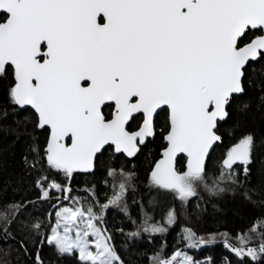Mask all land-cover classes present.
I'll return each mask as SVG.
<instances>
[{
	"label": "snow or ice",
	"instance_id": "6c2138e0",
	"mask_svg": "<svg viewBox=\"0 0 264 264\" xmlns=\"http://www.w3.org/2000/svg\"><path fill=\"white\" fill-rule=\"evenodd\" d=\"M261 61L264 0H0V75L14 77L11 102L33 110L35 127L47 134L46 146L33 148L29 166L37 200L57 202L54 226L51 212L25 225L35 264H45V244L80 264H126L105 216L110 208L128 215L126 195L135 190V173L109 168L111 190L103 201L94 189L80 198L71 195L70 181L74 173L94 170L105 152L134 157L156 135L162 113L165 143L149 169L150 188L184 204L200 189L218 194L241 187L255 146L251 134L227 148L214 174L208 161L222 143L227 106L245 91L248 66ZM178 155L186 160L183 170L176 166ZM29 203L0 211L5 240L14 239L9 226ZM145 207L140 204V223L132 220L127 239L166 230L150 222ZM175 220L169 208L164 222ZM236 239L231 244L224 234L239 264L245 257L257 260L264 255V220ZM183 240L189 247L206 242L191 229ZM253 241L258 243L250 246ZM19 244L28 251L23 240ZM149 264L200 262L176 249L154 253Z\"/></svg>",
	"mask_w": 264,
	"mask_h": 264
},
{
	"label": "trees",
	"instance_id": "16d2710c",
	"mask_svg": "<svg viewBox=\"0 0 264 264\" xmlns=\"http://www.w3.org/2000/svg\"><path fill=\"white\" fill-rule=\"evenodd\" d=\"M13 84L12 75H0V211L16 202L34 203H29L28 211L9 226L14 239L5 240L0 234V264H35V246L25 225L33 217H45L50 212L53 224V205L57 202L55 199L50 203L37 200L39 190L35 186L36 174L29 165L36 158L33 148L42 149L46 146L47 134L35 127L32 110H23L11 102L9 90ZM244 87V93L233 97L227 107V120L220 127L222 143L215 148L208 161L209 171L214 174L227 148L243 134H251L255 146L248 165L249 174L241 187L218 194H209L200 189L197 197L190 198L184 204L168 192L150 188L148 172L159 159L164 143L160 131L164 125L163 113L158 118L154 140L141 148L135 158L127 159L105 152L93 172L73 174L70 181L71 195L80 198L86 195L85 189H94L103 201L111 190L109 168L135 173V190H129L126 195L128 215L117 208H110L105 216L113 243L126 264H149L154 253L171 255L176 249L188 252L194 260H204L208 264H239L240 258L225 247L224 234H227L229 243L237 244V236H242L257 221L264 220V61L248 66ZM185 162L180 157L177 168L183 170ZM53 178L64 182L62 176ZM152 198H155L156 203L149 206L148 201ZM70 202L61 200L63 205ZM140 204L146 206L145 211L151 216L150 222H159L166 230L155 234L141 232L138 239L129 240L125 233L134 230L132 220L140 223ZM169 208L176 213V220L172 224H165L164 216ZM185 229H191L206 242L196 247L187 246L183 240ZM21 240L27 252L20 246ZM253 243L258 241L250 242V246ZM40 252L45 264H80L76 256H60L47 244L40 248ZM244 264H264V255L255 261L245 257Z\"/></svg>",
	"mask_w": 264,
	"mask_h": 264
},
{
	"label": "water",
	"instance_id": "95a60500",
	"mask_svg": "<svg viewBox=\"0 0 264 264\" xmlns=\"http://www.w3.org/2000/svg\"><path fill=\"white\" fill-rule=\"evenodd\" d=\"M241 94H237V95H234V97L235 96H240ZM229 106V105H228ZM227 106V107H228ZM22 109V108H21ZM26 109H30V108H25V109H23V110H26ZM31 110V109H30ZM33 111V110H32ZM227 120V117L223 120V121H221L220 123H224L225 121ZM39 130H41V129H39ZM42 131V130H41ZM155 137V136H154ZM154 137H152V138H149V139H154ZM165 143V142H164ZM141 146H143V145H141ZM139 153V152H138ZM138 153L134 156V157H127V156H125L127 159H133V158H135L137 155H138ZM116 155H121V154H116ZM123 155V154H122ZM181 157V155H178V157H177V161H178V159ZM161 158V152H160V157H159V159ZM158 159V160H159ZM185 165H186V162H185ZM176 166H177V163H176ZM94 170H95V168H94ZM94 170H92L91 172H93ZM91 172H87V173H85V172H77V173H79V174H88V173H91Z\"/></svg>",
	"mask_w": 264,
	"mask_h": 264
},
{
	"label": "rangeland",
	"instance_id": "374dc122",
	"mask_svg": "<svg viewBox=\"0 0 264 264\" xmlns=\"http://www.w3.org/2000/svg\"><path fill=\"white\" fill-rule=\"evenodd\" d=\"M71 204H72V201L70 202V203H68V204H65V205H67V206H71ZM53 226L55 225V219H54V221H53V224H52ZM189 256H191L192 257V255L190 254V253H188V252H186ZM200 262V264H208L207 263V261H199Z\"/></svg>",
	"mask_w": 264,
	"mask_h": 264
},
{
	"label": "flooded vegetation",
	"instance_id": "af4514ba",
	"mask_svg": "<svg viewBox=\"0 0 264 264\" xmlns=\"http://www.w3.org/2000/svg\"><path fill=\"white\" fill-rule=\"evenodd\" d=\"M13 79H14V77H13ZM133 127H135V125H133ZM155 138V137H154ZM154 139H149L148 140V142L146 143V144H144L143 146H140V149L141 148H143V147H145V146H147L150 142H152ZM122 155V154H121ZM122 156H124V155H122ZM125 157V156H124Z\"/></svg>",
	"mask_w": 264,
	"mask_h": 264
}]
</instances>
